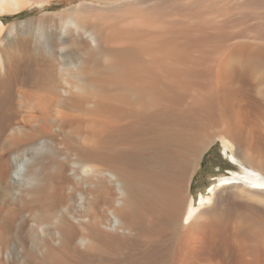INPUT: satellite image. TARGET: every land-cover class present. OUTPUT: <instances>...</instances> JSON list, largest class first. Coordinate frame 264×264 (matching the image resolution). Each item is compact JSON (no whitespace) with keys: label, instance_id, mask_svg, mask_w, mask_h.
Masks as SVG:
<instances>
[{"label":"bare ground","instance_id":"6f19581e","mask_svg":"<svg viewBox=\"0 0 264 264\" xmlns=\"http://www.w3.org/2000/svg\"><path fill=\"white\" fill-rule=\"evenodd\" d=\"M232 1L82 2L0 58V264H264V14ZM220 134L244 171L187 204Z\"/></svg>","mask_w":264,"mask_h":264},{"label":"rangeland","instance_id":"374dc122","mask_svg":"<svg viewBox=\"0 0 264 264\" xmlns=\"http://www.w3.org/2000/svg\"><path fill=\"white\" fill-rule=\"evenodd\" d=\"M20 1L23 3V6L20 10H13L9 8V10L1 11L0 9L1 11L0 19L4 21L6 25L4 27L5 29H3V32L0 33V42L2 43L4 40L3 42L4 44L3 43L2 45L0 44V58L2 59H9L11 56H13L14 53L17 52L15 48L19 49L20 47V49H22L24 45H28L32 49L35 47H38L41 43H44L48 39V36L51 34V32H53L57 28V25L60 27L65 24V20L62 19L61 17L62 13L75 8V6H77L78 4L82 2L93 1V0H20ZM252 3L253 2L250 0H235V1L233 0L232 2H230L231 6L235 10V15H236L235 17L241 16V12L244 9L246 10L248 9L252 11L251 12L252 15L256 14L257 11L258 12L261 11L260 13L264 14L263 13L264 5H261L260 7L259 6L256 7V5L252 6ZM245 6L247 7L245 8ZM255 11L256 13H254ZM254 19L255 18L250 19L249 23L252 24L253 22H257L256 21L257 19L256 20ZM10 34H11V37H10ZM255 35L256 33L253 32L251 33L250 36H248V38L250 37L254 39ZM41 40H43V42ZM3 56H5L6 58L5 57L3 58ZM224 140H227L230 143H233L231 138L229 137H226L222 134L215 135L212 138V143L210 144V146L202 153V155H200V157L194 163L193 168H192V173H191L192 179H191V183L189 185V189L187 192V204H189L193 199H195L196 205L199 206L200 194L201 193L207 194L209 192L208 191L209 187L212 185H215L219 181L220 178L231 176L232 173H241L244 171V169H242L234 161H232L233 159L231 158L230 152L228 154L225 153V147L223 143ZM233 149L237 150V146L235 144L233 145ZM13 152H16V151H13ZM13 152H11L10 154H12ZM64 162H65V168H67V170L66 169L64 170V174L65 175L67 174L66 176L68 177V178L66 177L67 180L62 183L63 188H66V189H63L65 190L64 192L69 191L70 185L72 186L74 185L72 188L75 191L76 190L82 191L83 187L81 184L76 185L74 180L72 182L73 184H71L70 180H72L73 175L68 176L69 171L71 169V165L69 161H64ZM102 167H103L102 169L105 172L112 171L107 166L105 167L102 166ZM33 168L34 167H32L31 170ZM23 170L25 172V168H23ZM82 170H86V167L84 169L82 168ZM107 182H106V185L108 187L110 186L109 188L110 189L112 188L114 190L116 186L114 182H112L111 180H108V176H107ZM261 196L264 197V194H261ZM252 202L256 203V201H252ZM233 203H236V201L234 202V200L232 199L231 193L225 192L224 194L220 196H214L213 202H209V203H206L205 205L200 206L199 210H197L195 214L201 212L202 210L209 209V207L211 208L212 206L214 208L213 211L217 212V211H220L221 207H226L228 205H232ZM194 217L195 215L188 217V214L186 213L182 220V223H183L182 226L184 225L187 226L194 219ZM105 225H107V228H104V229L106 231H108L107 229H110L108 232L112 233L113 230L111 228V225L108 223H106ZM85 249L86 247L84 245L80 246V251L82 253L86 251ZM19 256L22 257L23 252H19Z\"/></svg>","mask_w":264,"mask_h":264}]
</instances>
